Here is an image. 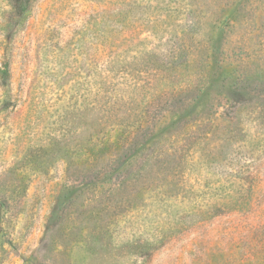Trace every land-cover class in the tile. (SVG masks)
I'll use <instances>...</instances> for the list:
<instances>
[{"label": "rangeland", "instance_id": "374dc122", "mask_svg": "<svg viewBox=\"0 0 264 264\" xmlns=\"http://www.w3.org/2000/svg\"><path fill=\"white\" fill-rule=\"evenodd\" d=\"M25 8L0 0V264H264V0Z\"/></svg>", "mask_w": 264, "mask_h": 264}, {"label": "trees", "instance_id": "16d2710c", "mask_svg": "<svg viewBox=\"0 0 264 264\" xmlns=\"http://www.w3.org/2000/svg\"><path fill=\"white\" fill-rule=\"evenodd\" d=\"M28 2L29 0H16L17 6L22 9H26L25 7L28 5ZM231 192L232 191L221 198L222 201H226L225 203H218L214 206H209L206 210L203 209V211L201 212V221H209L211 219L224 216L233 211H240V213L243 211H245L246 213H250L252 211V202L249 201L250 199L247 195L248 191L243 189L236 195L231 194Z\"/></svg>", "mask_w": 264, "mask_h": 264}]
</instances>
